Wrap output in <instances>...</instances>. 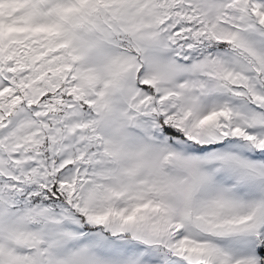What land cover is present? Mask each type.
Instances as JSON below:
<instances>
[{
  "label": "snow or ice",
  "instance_id": "1",
  "mask_svg": "<svg viewBox=\"0 0 264 264\" xmlns=\"http://www.w3.org/2000/svg\"><path fill=\"white\" fill-rule=\"evenodd\" d=\"M0 264H264V0H0Z\"/></svg>",
  "mask_w": 264,
  "mask_h": 264
}]
</instances>
